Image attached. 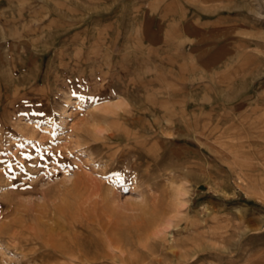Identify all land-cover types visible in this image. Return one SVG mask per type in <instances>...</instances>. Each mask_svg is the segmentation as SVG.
Here are the masks:
<instances>
[{"label":"rangeland","instance_id":"rangeland-1","mask_svg":"<svg viewBox=\"0 0 264 264\" xmlns=\"http://www.w3.org/2000/svg\"><path fill=\"white\" fill-rule=\"evenodd\" d=\"M57 219L98 264H264V0H0V264H71L30 255Z\"/></svg>","mask_w":264,"mask_h":264},{"label":"bare ground","instance_id":"bare-ground-1","mask_svg":"<svg viewBox=\"0 0 264 264\" xmlns=\"http://www.w3.org/2000/svg\"><path fill=\"white\" fill-rule=\"evenodd\" d=\"M87 189L89 191L88 198H91V199L94 197V195H97L100 191L95 186H94V188L92 186V187H90V189L89 188H87ZM86 195H88V194H86ZM98 196H99V194H98ZM95 198H97V196ZM95 198H94V200H95ZM59 212H62V211H59ZM15 222H17V221H15ZM73 225H74L73 228L75 231H72L70 233V234H73V237H72V236H69V233H67V230H66L67 229V227H66L67 222H64L60 219H57L54 222L52 220V226H50V227H48L45 223L40 224V222H37L36 227H34V226L33 227L36 229H38L39 226L41 227L40 234H38V236H37L41 242H40V244H38L37 249H32L30 251V255L32 256V258L35 259L37 257L36 253L39 250H41V251H44L43 253L46 256H49L48 259H51V260L59 259V258L60 259L66 258L71 264H98L100 261L109 258V253L104 251V248H106V250L110 251L112 248L113 249L117 248V245H121L118 239H109L108 238V244L106 243L104 248H102L101 246H103V245L101 243H103V242H101L99 238H96L97 235L96 236L94 235V234H97V231L93 230L94 231L93 232L94 234H93L87 227H82V226H78L75 224H73ZM7 227H9V226H6V225L0 226V237L4 235V230L6 231ZM112 227H114V226H112ZM8 232L9 231H7V233ZM18 233L19 232H17L16 234H18ZM16 234L12 235V237H15ZM114 236H115V234H114ZM32 237H34V236H31V238ZM36 241H38V240H36ZM32 242H34V240ZM36 243H39V242H36ZM91 247H95L98 249V251L96 252L97 254L88 253L89 252L88 250ZM99 247L103 249L102 253H99V251H100ZM61 264H68V263H61Z\"/></svg>","mask_w":264,"mask_h":264},{"label":"snow or ice","instance_id":"snow-or-ice-1","mask_svg":"<svg viewBox=\"0 0 264 264\" xmlns=\"http://www.w3.org/2000/svg\"><path fill=\"white\" fill-rule=\"evenodd\" d=\"M127 191V190H126Z\"/></svg>","mask_w":264,"mask_h":264}]
</instances>
